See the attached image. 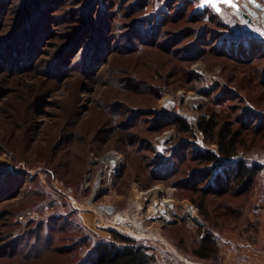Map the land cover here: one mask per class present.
<instances>
[{
    "label": "rangeland",
    "instance_id": "obj_1",
    "mask_svg": "<svg viewBox=\"0 0 264 264\" xmlns=\"http://www.w3.org/2000/svg\"><path fill=\"white\" fill-rule=\"evenodd\" d=\"M218 6L0 0V264L76 263L95 242L112 241L88 204L128 212L158 241L122 234L169 245L179 264H214L218 254H193L209 230L218 253L225 241L262 244L264 41ZM189 95L202 103L188 104ZM174 117L190 129L179 131ZM204 118L218 121L217 140L236 135L235 156L220 166L202 158L220 152L198 129ZM110 153L121 155L118 171L105 163ZM235 161L261 167L249 192L194 185ZM157 187L173 200L174 216L149 213L144 193ZM57 188L74 189L77 207Z\"/></svg>",
    "mask_w": 264,
    "mask_h": 264
},
{
    "label": "trees",
    "instance_id": "obj_2",
    "mask_svg": "<svg viewBox=\"0 0 264 264\" xmlns=\"http://www.w3.org/2000/svg\"><path fill=\"white\" fill-rule=\"evenodd\" d=\"M173 122L181 132L190 129L188 124L179 117H174ZM217 122L215 118H204L198 124V129L212 142L216 141L219 147V154L211 151L203 154L202 158L209 166H220L225 160H231L237 152L238 142L236 140V135H232L229 130H227L226 134H221L220 136L222 137L217 140V128L219 125ZM260 170L261 167L257 164L248 165L243 161H235L228 169L223 170L222 174H214L213 171L208 169L205 174H201L197 177V180L195 179V181H197L196 183H193L195 186L197 183H206L207 187L203 189L206 193L213 192L218 195H223L233 188H238V194L242 195L253 188ZM195 188L198 189L199 187ZM201 239L198 247L193 251L194 256L202 260H209L216 257L218 254V240L213 232L210 230L205 232ZM87 241L88 239L86 238L82 239L81 242L79 241V244L85 245ZM155 263L156 259L150 247L123 234L112 232V241L95 242V245L83 258H80L76 263L69 264Z\"/></svg>",
    "mask_w": 264,
    "mask_h": 264
},
{
    "label": "built area",
    "instance_id": "obj_3",
    "mask_svg": "<svg viewBox=\"0 0 264 264\" xmlns=\"http://www.w3.org/2000/svg\"><path fill=\"white\" fill-rule=\"evenodd\" d=\"M234 3L236 4L235 8L230 7L223 3L220 4L222 9H232L235 12V14L240 17L241 24L244 27V31L246 30V32L251 33L255 35L257 38L264 41V1L254 0V3H251L250 0H234ZM245 4H248L252 10L256 11V13L258 14L257 17H252L246 11L244 7ZM242 13H246L250 16L251 23L246 22L245 18H243L242 16ZM106 157L114 158L115 161L117 160L122 164L121 155L117 153H110L106 155ZM105 163L110 164L112 170L116 171L111 163L107 161ZM120 165L115 166V168L119 170ZM102 175L103 178L106 176L105 173ZM102 180L99 182V178H98V182H97L98 187L100 186ZM56 191H57V196H59V198L62 197L70 204H73V207L75 208L77 207L76 205H78V201L74 196V189L57 188ZM88 205L89 208L91 209L90 211H92V213L94 214V218L96 220L95 224L99 225L100 227H104L108 231L117 232L120 234L126 233L128 235L135 232L139 233L138 230H133L132 228L135 222H140L142 230L148 231V229L144 230V227L142 226L143 222L135 219L134 217L132 218L128 212L117 211V209L111 205H103V206L100 205L98 207H95V205L93 204H88ZM90 205L92 207H90ZM125 217L127 218V220L124 219ZM147 240L158 241L157 239H147ZM163 245L164 248H160V247H156L155 245L147 244V246L150 247L151 252H153L155 256L156 259L155 264H179L177 254L173 251V249L165 243H163Z\"/></svg>",
    "mask_w": 264,
    "mask_h": 264
},
{
    "label": "bare ground",
    "instance_id": "obj_4",
    "mask_svg": "<svg viewBox=\"0 0 264 264\" xmlns=\"http://www.w3.org/2000/svg\"><path fill=\"white\" fill-rule=\"evenodd\" d=\"M184 100L192 105L195 106L197 104H201L202 103V98L198 97V96H194V95H189L188 97L184 98ZM162 103L164 104V106L169 107L174 105V102L172 101L171 98H165L162 100ZM109 162L113 165V168L118 171V169L115 168V166H118L121 164V162L119 161H115L114 158L111 157H106L105 162ZM103 175H101L99 177V182L102 180ZM164 194V191L162 188H155L153 190L148 191L147 193H144L145 195H149L151 197L152 203L149 206V213L153 212V211H158V214H160V216H164L165 218H167L168 216H174L175 214H177V208H175L173 203V200L170 197H166L163 196L161 194ZM92 207V206H90ZM124 219L127 220V218L125 217ZM133 230H138L139 233L138 235H142L140 236V239H155V235H153V233L149 232L150 230H148V232H144L142 230L141 227V223L140 222H135L133 224ZM131 231V229H130Z\"/></svg>",
    "mask_w": 264,
    "mask_h": 264
},
{
    "label": "crops",
    "instance_id": "obj_5",
    "mask_svg": "<svg viewBox=\"0 0 264 264\" xmlns=\"http://www.w3.org/2000/svg\"><path fill=\"white\" fill-rule=\"evenodd\" d=\"M230 242L225 241L219 251L214 264H264V241L261 245H242L230 247ZM206 264H213L206 261Z\"/></svg>",
    "mask_w": 264,
    "mask_h": 264
},
{
    "label": "snow or ice",
    "instance_id": "obj_6",
    "mask_svg": "<svg viewBox=\"0 0 264 264\" xmlns=\"http://www.w3.org/2000/svg\"><path fill=\"white\" fill-rule=\"evenodd\" d=\"M205 3H211L214 7H216L217 11H220V8L218 6L220 3L226 4L233 8L236 7L234 0H205Z\"/></svg>",
    "mask_w": 264,
    "mask_h": 264
},
{
    "label": "water",
    "instance_id": "obj_7",
    "mask_svg": "<svg viewBox=\"0 0 264 264\" xmlns=\"http://www.w3.org/2000/svg\"><path fill=\"white\" fill-rule=\"evenodd\" d=\"M250 2H251V3H254V0H250ZM244 7H245L246 11H247L252 17H257L258 14L256 13V11L252 10L248 4H245ZM242 16H243V18H245V20H246L247 23H251V18H250V16H249L248 14H246V13H242Z\"/></svg>",
    "mask_w": 264,
    "mask_h": 264
}]
</instances>
